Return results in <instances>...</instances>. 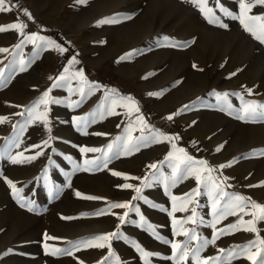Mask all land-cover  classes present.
I'll return each mask as SVG.
<instances>
[{"label": "rangeland", "instance_id": "1", "mask_svg": "<svg viewBox=\"0 0 264 264\" xmlns=\"http://www.w3.org/2000/svg\"><path fill=\"white\" fill-rule=\"evenodd\" d=\"M207 6L226 28L210 24L194 0H6L11 10L0 12V26L26 27L23 34L17 29L0 32V49H8L0 52V117L6 118L0 123V264H145L136 245L153 254L150 264H196L191 253L196 248L201 249V264L207 258H217L209 264H252L247 257L258 251L259 264L264 219L249 206L213 228V201L207 194L211 184L206 188L203 179L211 175L227 193L218 209L227 207L234 195L264 207V119L237 118L245 103L264 104V43L239 19L219 10L238 15V0H207ZM248 15L264 17V5L257 4ZM109 19L115 22L98 23ZM28 35L43 36L65 51L42 42L38 49L26 40ZM73 57L78 61L74 65ZM77 70L86 82L74 76ZM61 75L68 79L53 87ZM49 90L50 98L58 101L47 106L51 132L43 125V105L32 115L28 111ZM126 97L135 105L121 99ZM170 115L172 120L167 119ZM153 132L172 139H153ZM129 134L139 150L125 154L124 140L116 138ZM108 144H113L111 152ZM81 147L102 151L81 153ZM177 149L215 171L201 169L200 184L187 176L172 186V165L183 156ZM105 155L110 157L106 168L84 170L86 159L99 162ZM11 157L21 162L13 163ZM151 164L157 169L149 168ZM113 171L122 176H113ZM153 176L159 182L143 187V178ZM6 180L20 190L18 195ZM125 183L141 187L144 199L132 200L135 191L119 187ZM193 189L201 194L185 205V193ZM77 192L99 199H84ZM124 202L132 207L108 208ZM185 206L188 211L179 210ZM193 207L196 223L182 227L194 229L197 239L189 243L188 258L177 262L171 244L183 245L189 238L176 234L181 224L174 225L173 218L183 221ZM103 210L108 213L97 215ZM124 212L128 216L121 224L117 216ZM252 213H257L256 232L244 230L247 224L220 232L241 218L253 220ZM117 226L120 238L97 242L103 248L82 243ZM45 233L58 239L45 240ZM205 240L215 244L204 246ZM253 241L257 243L247 253L229 257ZM77 243L79 249L73 247ZM54 248L71 254L54 255Z\"/></svg>", "mask_w": 264, "mask_h": 264}, {"label": "snow or ice", "instance_id": "2", "mask_svg": "<svg viewBox=\"0 0 264 264\" xmlns=\"http://www.w3.org/2000/svg\"><path fill=\"white\" fill-rule=\"evenodd\" d=\"M79 2H83V0H79ZM194 2H198V6L200 8V11L205 15L206 19L208 20V22L210 24H215L217 26L220 27H227L226 24L221 23V20L218 16H216L214 14V11L211 7L207 6V0H194ZM217 3H219V0H217ZM239 3V9H240V13L238 15H233L230 11H225L222 7L219 9L224 15L229 16L233 19H239L240 23L244 26V29L251 33L252 36L261 41L262 43H264V23H261L259 25L256 24L257 21H262L264 20V17L262 16H250L248 15V13L251 12V9L253 7H255L257 4L259 5H264V0H249V2H245V0H238ZM14 7V6H13ZM10 11L11 8L6 7V0H0V12L2 11ZM24 14L27 15L29 17V19H31V15L30 13L27 12V10H24ZM115 20L109 19V20H104V21H100L98 23H114ZM26 27V25L23 24H12L10 26H8L7 28L4 26H0V32H3L5 30H10V29H17L21 32V34H23V29ZM26 40L28 42H31L35 45L36 48H40L41 47V43L38 42H42L43 45H47L50 47H53L55 49H57L60 52H64L65 49L60 47L58 44H56L54 41L52 40H48L45 39L43 36H37V35H28L26 36ZM19 47V45L17 46ZM8 49H0V52H7ZM22 63V67L21 70L23 69V62ZM78 63V61L75 59V57L72 58V61H70V64L74 65ZM65 73H67L69 71L68 68H66ZM233 75H235V73H233ZM75 77H79L80 81L82 83L86 82L85 77H84V73L83 71L77 70L74 73ZM68 79V77L61 75L59 76L55 83L53 84V87H61L63 82L66 81ZM90 87H97V86H90ZM80 93H81V97L83 98L84 95V89L81 88L79 89ZM246 91L248 92L249 95L252 94V90L251 89H246ZM49 91H45L42 95V97L34 104L33 108L28 110L29 111V115H32V113L38 109L41 105L44 106V112L41 113V116L43 117V125L44 127L51 132V128L48 127V120L46 118L47 116V106L49 104L52 103H57L58 101H56L55 99L50 98L49 96ZM149 95H158L157 93H149ZM221 98L218 96V99ZM227 98V94H224L223 99ZM122 100L126 101L128 104L131 105H135V101H133L131 99V97H126V98H121ZM77 104H79V101L76 102ZM257 109H260V111H257ZM136 112H139V108L136 107L135 108ZM242 112L243 115L238 116V119H242L245 120V122H248L250 119L254 120L257 118L260 119H264V104H257L255 102H247L243 105L242 107ZM6 118L0 117V123L4 122ZM82 119V118H80ZM138 119L143 122V118L142 117H138ZM168 120H172L173 116H168L167 117ZM78 127H79V120H78ZM84 127H87V124H84ZM127 131V130H126ZM98 135H106V134H99ZM156 137H162L164 140H171V137L165 136L163 133H159V132H153V139H156ZM52 137L49 136V140H51ZM124 140V144H123V152L125 154L128 153H132L134 151H138L139 150V143H134L132 142V137L129 134L126 138L124 137H117L116 141L119 142L121 140ZM141 139H143V137H141ZM178 139V137H177ZM146 143H150V141H145ZM45 145H48V141L44 142ZM34 147H39V145H36ZM175 145L173 144V148L175 149ZM113 148V144H108L107 145V151L111 152ZM81 153H88V152H98V151H102L101 149L98 148H87V147H81L80 149ZM177 151L179 153H182L183 156L182 158L180 157H176L177 159H180V163L172 165V177L171 179V184L172 186H175L177 183V180L179 179H184L187 178V176H194L196 179L197 184H200L202 181V177H201V169L206 170L207 172L211 173L213 171H215L214 169L210 168L207 165V162L204 160H193V158L191 156H189L186 152H184L183 149H177ZM217 151H219V148L217 149ZM42 154V153H38ZM168 158L171 159L173 158V153H169L168 154ZM31 159V158H29ZM110 157H108L107 155H105V158L100 160L99 162L95 161V160H85L84 161V170L87 171L89 170V167H95L96 169H100L101 167L106 168L108 165ZM11 160L13 163H19L21 161H19L16 157H11ZM181 164H184V167L181 168ZM149 168L152 169H157V164H151L148 166ZM221 167H224V165H221ZM113 176H122L121 173L119 172H115L113 171L111 173ZM124 179H129L128 176L124 175L123 176ZM134 179H141V178H134ZM225 180L227 178H224ZM144 183H143V187H151L152 186V182H159V178L153 176L152 180H149L148 177H144L143 178ZM168 181L169 178H165V187H168ZM10 188L13 189L14 194H19L20 190L16 189L15 184L11 181V180H6L5 181ZM203 183L204 186L207 188L209 187V185L211 184V187L209 188L208 191V196L210 199H212L213 204H212V212H213V216L215 217L213 223H212V227L215 228L216 223L220 220V219H225L227 218V216L229 215H236L237 211H241L243 212L245 209H247L249 206L253 209L258 210L259 215V219H264V207H262L259 204L256 203H252L250 200H248L246 197L241 196V195H234L231 197V203H229L227 205V207L225 208H221L218 209L217 205L220 204L221 200L227 195L226 192H224L223 188L220 187V185L218 183L215 182L214 178L211 175H208L207 177H205L203 179ZM119 187L125 188V189H133L135 191V193L137 195L132 197V200H143L144 197L141 195V187H135L132 184H128L125 183L123 185H120ZM49 192L51 194V189H49ZM200 191L198 189H193L192 191H190L189 193H185V205L188 203H192V197L195 195H200ZM76 195L78 197L84 198V199H99L97 197H91V196H82L81 193L77 192ZM177 199V197L173 196L172 200L175 201ZM147 202V201H145ZM22 207L26 206L25 204L21 205ZM153 207H155V205H152ZM131 206L130 202H124V203H111L109 204L108 208L109 209H129ZM137 213H139L140 209L139 208H135L134 209ZM176 209L174 208L173 211H175ZM180 211H188V208L182 207L179 209ZM108 210H103L100 213H97V215H101V214H107ZM247 214V213H245ZM169 215H172V213L170 212ZM196 209L193 207L191 209V215L188 216L186 219H184L183 221H177L175 219V217L173 218V224H181V228L180 230L176 233V234H183L186 237L189 238V242L185 243L183 245H181L180 243H175L173 242L171 244V247L173 249V259L176 260L177 262L185 260L186 258H188L189 256V243L191 240L197 239V236L195 234L194 229L192 230H184L182 225L186 224V223H196ZM253 215V220L250 221H243V219L241 218L238 224H233L228 226L227 228L221 229L220 232L221 233H229L233 230H238L239 228V224H247L248 226L245 227L244 230L246 231H252V232H256L257 229L255 227V219L257 217V213H252ZM128 216V212H124L123 215H119L117 216V219L120 221L121 224L126 222V217ZM62 219H72L71 217H61ZM141 221H144V217L141 216L140 217ZM203 222V221H201ZM148 227L151 229V225H148ZM154 231V230H153ZM189 232H191V235H189ZM120 238V228L119 226H117L116 231L111 232V233H107L101 236H97L94 238H91L87 241L82 242L84 245H89V246H94V247H98V248H103L105 247L104 243H97V242H108L111 241L112 239H119ZM53 239H58L55 237H51L48 236L47 233H45V240H53ZM167 243V241H165ZM260 244H264V240H260L258 241ZM209 243L211 244H215V240L212 241H208L205 240L203 242L204 246H207ZM257 242L253 241L251 243H249L248 245L242 246L240 247L238 250L234 249L233 251L229 252V257L236 255L239 256L243 253H247L251 248H253L255 246ZM80 243H77L75 245H73L74 248L79 249L80 248ZM47 244L45 245V248L47 249ZM137 250L141 253V256L145 259V264H150L149 261V257H151L153 254L150 252L145 251L144 249L140 248L139 245H136ZM200 248H196V249H191V253L192 256L195 258L196 260V264H201V260H200ZM219 251L221 253H223L225 250L224 249H219ZM52 254H71V250L69 249H59V248H54L52 250ZM110 255H114L113 253L110 252ZM260 252L258 251L257 253L253 254V255H249L247 258L252 260V264H256V256H259ZM117 260H119V258H116ZM217 258H207L203 260V264H209V261H216ZM259 264H264V256H261Z\"/></svg>", "mask_w": 264, "mask_h": 264}]
</instances>
